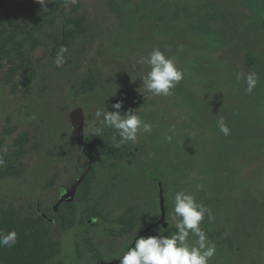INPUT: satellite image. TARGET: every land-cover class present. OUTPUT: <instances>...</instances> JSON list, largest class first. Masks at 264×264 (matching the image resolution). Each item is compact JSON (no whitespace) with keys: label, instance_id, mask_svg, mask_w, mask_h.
I'll use <instances>...</instances> for the list:
<instances>
[{"label":"rangeland","instance_id":"374dc122","mask_svg":"<svg viewBox=\"0 0 264 264\" xmlns=\"http://www.w3.org/2000/svg\"><path fill=\"white\" fill-rule=\"evenodd\" d=\"M5 1L24 21L40 6L36 0ZM73 7L85 16L88 34L62 48L67 66L56 67L51 43L33 52L39 76L28 99L21 75L15 76L13 91L7 65L0 71V152L10 150L18 134L30 139L23 173L0 180V203L21 212L37 202L54 206L59 191L85 168L69 113L82 109L84 136L90 137L93 126L101 127L95 111H114L111 105L121 100V114L137 109L153 130L138 133L135 142L115 143L114 152L92 165L91 208L98 202L96 209L107 218L132 210L137 228L145 229L139 236L155 234L157 227L146 231L158 214L149 170L161 180L171 231L176 191L194 195L211 210L213 218L206 215L201 222L216 245L209 264H264V0H71L66 10ZM46 31L59 39V21ZM153 48L174 58L184 73L169 96L146 94L140 79L147 67L140 58ZM247 58L254 63H245ZM250 72L258 81L249 94ZM86 76L92 88L82 95ZM220 117L230 128L228 136L219 132ZM96 226L62 232L53 225L60 245L53 261L93 264L76 251L80 237H91L108 264H119L132 239L118 241L102 224Z\"/></svg>","mask_w":264,"mask_h":264},{"label":"trees","instance_id":"16d2710c","mask_svg":"<svg viewBox=\"0 0 264 264\" xmlns=\"http://www.w3.org/2000/svg\"><path fill=\"white\" fill-rule=\"evenodd\" d=\"M70 1L50 0L46 9L40 5L37 11L29 15V20L24 21L7 7L5 0H0V71L7 65L6 78L13 91L18 89L14 81L15 76L21 75V91L27 99L32 96V89L39 76L38 65L33 60L32 53L39 47L51 43L53 48L50 51V58L56 59L62 48L70 46L80 37H87L86 19L78 13V7L66 10ZM55 21L60 23L59 39H56L52 32L46 31L47 26L54 24ZM247 62L250 65L254 63L253 59L248 58L245 60V63ZM64 63L67 66V62ZM88 77L80 82L82 95L92 88L89 86ZM113 134L112 129L103 128L98 136L84 137L85 150L92 158L93 166L115 151L116 142L112 139ZM28 143L30 139L26 134H18L12 138L11 149L0 152V157L5 161L4 165L0 166V180L23 173V159ZM83 160L86 168L87 159L83 157ZM89 175L78 188L77 199L64 203V206H59L56 211L54 206L46 208L38 202L23 212L13 205L0 203V230L5 233L8 231L17 233L15 246L0 247V264H60L53 261L59 252L58 246L60 247L52 233L55 224L62 232H67L72 229L91 230L100 223L103 225L102 231L108 236L114 239L127 237L137 223L136 214L132 210H126L107 218L102 215V211L96 209L99 207L98 202L96 207L91 208L94 192ZM83 238L80 237L81 247L85 246L82 253L81 247H78L79 242L76 243L78 258L86 256L93 264H108L95 240L91 237Z\"/></svg>","mask_w":264,"mask_h":264},{"label":"clouds","instance_id":"9594fccd","mask_svg":"<svg viewBox=\"0 0 264 264\" xmlns=\"http://www.w3.org/2000/svg\"><path fill=\"white\" fill-rule=\"evenodd\" d=\"M36 2L46 9L50 0ZM64 51L66 49H62L54 61L58 68L64 63L62 55ZM139 63L147 66L140 79L145 93L150 96L171 95L172 89L184 78V73L177 67L176 60L166 56L159 48H153L147 56H142ZM245 81L247 85L245 91L250 94L257 84V74L248 73ZM122 107L123 101L117 100L111 105L114 111L107 108L97 109L94 117L101 127L93 126L92 135H100L103 128L113 129L115 131L112 139L119 147L126 142H135L140 132L149 134L152 132V123L142 120L137 109L129 108L121 114ZM217 127L224 136L230 135V128L223 117L219 118ZM166 139L171 141L172 136H167ZM4 163V159L0 157V166ZM171 214L175 222V231L158 227L154 229L155 234L147 236H139L136 231L127 250L120 256L119 264H209L216 254V245L208 239L201 222L205 220L206 215L209 220L213 218L211 210L194 195L180 190L173 194ZM190 235L195 239L190 240ZM16 241L15 231L5 233L0 230V247L11 248L15 246Z\"/></svg>","mask_w":264,"mask_h":264},{"label":"water","instance_id":"95a60500","mask_svg":"<svg viewBox=\"0 0 264 264\" xmlns=\"http://www.w3.org/2000/svg\"><path fill=\"white\" fill-rule=\"evenodd\" d=\"M69 120L72 128V133L75 136V142L83 157L87 159V166L83 170V172L78 174V176L75 178V181L67 189H62L60 191L59 198L54 205L55 211L58 209L59 205L62 204L63 202L69 203L74 199L78 187L83 183L86 176L91 172L93 165L92 158L89 156L84 146V114L82 112V109L80 108L73 109L69 113ZM146 171L150 179H152L156 183L158 189L157 205L159 212L158 220L153 224H151L148 228H146V231L155 228L157 226H163V225H165V228H167V230L169 231L166 224V211L164 207L165 199L163 196V186L161 180L158 176L150 173L149 170Z\"/></svg>","mask_w":264,"mask_h":264},{"label":"flooded vegetation","instance_id":"af4514ba","mask_svg":"<svg viewBox=\"0 0 264 264\" xmlns=\"http://www.w3.org/2000/svg\"><path fill=\"white\" fill-rule=\"evenodd\" d=\"M72 134H73V133H72ZM73 136H74V134H73ZM84 137H85V136H84ZM74 139H75V136H74ZM75 143H76V142H75ZM153 182H154V181H153ZM154 183H155V182H154ZM71 184H72V183H71ZM71 184H70V185H71ZM155 184H156V183H155ZM70 185H69V186H70ZM69 186H68V187H69ZM68 187H67V188H68ZM156 187H157V186H156ZM67 188H66V189H67ZM59 193H60V191H59ZM157 200H158V189H157ZM158 213H159V212H158ZM158 217H159V214H157V218H156V220H155L154 222H156V221L158 220ZM154 222H153V223H154ZM153 223H151V224H153ZM151 224H149L148 226H146V228H148ZM166 224H167V227H168L169 231H171V230H172V229H171V225H170V223L168 222L167 217H166ZM136 225H137V224H135V225L133 226L132 232H130V233L128 234L127 237H125V238H120V239L118 238V239H116V240H118V241H124L125 239H128V238L133 239V235H134V233H135L136 231H137L138 235L141 234V233H145V232H144V230H145L144 227L141 228V229H138ZM158 227L165 228V225H163V226H157V228H158ZM204 227H205V225H204ZM143 229H144V230H143ZM150 230H151V229H150ZM150 230H148L147 232H149ZM147 232H146V233H147ZM127 248H128V246L125 245V246H124V250L126 251ZM103 258H106V257L103 256Z\"/></svg>","mask_w":264,"mask_h":264}]
</instances>
